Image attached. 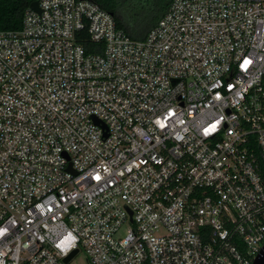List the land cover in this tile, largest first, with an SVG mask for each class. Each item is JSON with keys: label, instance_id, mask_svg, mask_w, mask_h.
Instances as JSON below:
<instances>
[{"label": "built area", "instance_id": "obj_1", "mask_svg": "<svg viewBox=\"0 0 264 264\" xmlns=\"http://www.w3.org/2000/svg\"><path fill=\"white\" fill-rule=\"evenodd\" d=\"M263 248L264 0H171L140 39L94 0L0 29V264Z\"/></svg>", "mask_w": 264, "mask_h": 264}, {"label": "trees", "instance_id": "obj_2", "mask_svg": "<svg viewBox=\"0 0 264 264\" xmlns=\"http://www.w3.org/2000/svg\"><path fill=\"white\" fill-rule=\"evenodd\" d=\"M34 0H0V29L20 28ZM111 11L118 25L136 39L144 38L167 11L171 0H94ZM93 41L85 40L92 49Z\"/></svg>", "mask_w": 264, "mask_h": 264}, {"label": "water", "instance_id": "obj_3", "mask_svg": "<svg viewBox=\"0 0 264 264\" xmlns=\"http://www.w3.org/2000/svg\"><path fill=\"white\" fill-rule=\"evenodd\" d=\"M31 8L40 9V0H34L31 4H30ZM73 255V253L71 255H69L66 260H69L70 257ZM254 264H264V248L261 250V252L256 256L255 260H254Z\"/></svg>", "mask_w": 264, "mask_h": 264}, {"label": "rangeland", "instance_id": "obj_4", "mask_svg": "<svg viewBox=\"0 0 264 264\" xmlns=\"http://www.w3.org/2000/svg\"><path fill=\"white\" fill-rule=\"evenodd\" d=\"M69 264H87L85 251L81 249L76 255V257Z\"/></svg>", "mask_w": 264, "mask_h": 264}]
</instances>
